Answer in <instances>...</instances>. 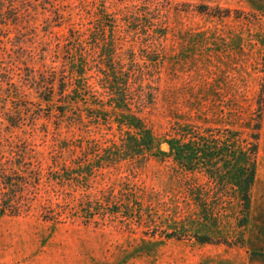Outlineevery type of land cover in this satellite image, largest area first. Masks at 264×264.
<instances>
[{
  "label": "rangeland",
  "instance_id": "rangeland-1",
  "mask_svg": "<svg viewBox=\"0 0 264 264\" xmlns=\"http://www.w3.org/2000/svg\"><path fill=\"white\" fill-rule=\"evenodd\" d=\"M0 169V264H252L264 0H0Z\"/></svg>",
  "mask_w": 264,
  "mask_h": 264
},
{
  "label": "trees",
  "instance_id": "trees-1",
  "mask_svg": "<svg viewBox=\"0 0 264 264\" xmlns=\"http://www.w3.org/2000/svg\"><path fill=\"white\" fill-rule=\"evenodd\" d=\"M258 153L257 146L254 145L252 148L253 157L256 159ZM178 159L183 160V149L178 150ZM242 175L239 176V188L240 195L245 205V208L248 209L251 199V188L256 178V166L249 165L245 166L241 172ZM13 177L6 174L3 170L0 169V183L2 184V196H0V215L2 214H10V215H18L19 208L17 206V193L18 188H20L19 183H14Z\"/></svg>",
  "mask_w": 264,
  "mask_h": 264
},
{
  "label": "crops",
  "instance_id": "crops-1",
  "mask_svg": "<svg viewBox=\"0 0 264 264\" xmlns=\"http://www.w3.org/2000/svg\"><path fill=\"white\" fill-rule=\"evenodd\" d=\"M252 264H264V254H258V256L254 258Z\"/></svg>",
  "mask_w": 264,
  "mask_h": 264
}]
</instances>
